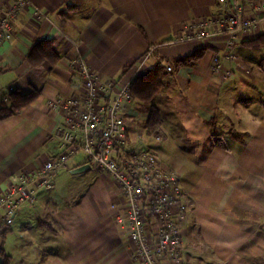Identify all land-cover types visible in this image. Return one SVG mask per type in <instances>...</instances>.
Here are the masks:
<instances>
[{"label": "crops", "instance_id": "1", "mask_svg": "<svg viewBox=\"0 0 264 264\" xmlns=\"http://www.w3.org/2000/svg\"><path fill=\"white\" fill-rule=\"evenodd\" d=\"M29 3L0 47V93L12 87L21 94H38L0 120V195L57 156L54 134L62 119L46 103L58 95L79 94V78L68 62L80 54L102 78L122 82L148 76L142 86L160 81L148 102L131 94L122 116L129 150L142 140L147 149L140 150L153 151L162 164L179 169V199L185 207L178 222L179 264H264V48L243 43L257 37L240 36L234 47L239 62L222 59L231 71L223 79L210 68L213 56L224 50L226 36L178 42L185 26L217 14L218 0ZM35 9L46 19L35 21ZM44 40L59 59L32 66L27 54ZM199 50L203 52L195 64L177 63ZM158 66V74L153 73ZM249 92L258 96L253 99ZM152 110L160 124L147 133ZM150 136L178 148L177 159L169 163L158 156ZM223 137L224 144H214ZM77 157L51 190L22 205L11 226L0 230V263L3 253L10 264H137L126 225L117 221L125 214L122 191L110 176ZM84 165L89 169L71 174ZM72 177H81L82 183L73 185ZM150 226L155 238L153 220ZM159 264L176 263L164 256Z\"/></svg>", "mask_w": 264, "mask_h": 264}, {"label": "built area", "instance_id": "2", "mask_svg": "<svg viewBox=\"0 0 264 264\" xmlns=\"http://www.w3.org/2000/svg\"><path fill=\"white\" fill-rule=\"evenodd\" d=\"M29 5V0L0 1V47L10 39L13 22ZM33 18L40 22L46 19V14L35 9ZM262 31L264 2L218 0L217 14L185 26L178 42L226 36L225 48L213 56L210 68L212 74L225 79L231 71L224 68L222 59L238 63L234 47L240 36L258 37ZM68 67L79 78V94L58 95L46 103L62 119L54 134L58 154L29 176L20 177L17 184L10 185L0 195V230L11 226L22 205L33 204L38 193L51 190L55 178L68 168V162L82 155L86 163L110 176L122 191L125 214L117 221L126 225L137 264H159L164 256L179 264L182 238L178 222L185 215L179 199V169L162 164L153 151L125 148L122 109L131 100L134 75L122 82L102 78L87 66L80 54L68 62ZM2 71L0 61V74ZM12 91L9 87L0 93V106L9 104ZM159 139L155 136V140ZM150 220L156 225L155 238Z\"/></svg>", "mask_w": 264, "mask_h": 264}, {"label": "trees", "instance_id": "3", "mask_svg": "<svg viewBox=\"0 0 264 264\" xmlns=\"http://www.w3.org/2000/svg\"><path fill=\"white\" fill-rule=\"evenodd\" d=\"M245 45L252 47L254 49L264 47V34L258 36L257 38L247 40L243 42ZM203 51L199 50L192 55L183 57L177 60V63L181 64H188L193 65L200 57ZM28 61L32 66H35L41 63L44 60H48L50 63L54 64L58 61V54L57 52L50 46L49 40H44L35 44L29 53L27 54ZM160 71V67H156L153 73L158 74ZM148 78V76H143L137 78L131 87V94L137 97L139 100L143 102H148L152 99L155 93L160 88V81L155 84L146 83L145 86H142V81ZM37 92L32 91L29 94H21L19 92L13 91L9 95L10 104L9 106L0 107V120L6 116H9L14 111L21 110L22 108L26 107L27 105L31 104L37 97ZM160 124V118L155 110H152L147 122H146V131L147 133H154L158 130ZM235 138H243L245 137L244 134H236ZM219 138L214 139L215 145H222ZM2 262L0 264H10V257L2 253Z\"/></svg>", "mask_w": 264, "mask_h": 264}, {"label": "rangeland", "instance_id": "4", "mask_svg": "<svg viewBox=\"0 0 264 264\" xmlns=\"http://www.w3.org/2000/svg\"><path fill=\"white\" fill-rule=\"evenodd\" d=\"M264 48V47H263ZM250 97H252L253 99L258 96L257 94L251 93L249 92ZM178 137V136H177ZM221 141V143L224 144V142H226V139L223 137L219 138ZM148 140L150 141V145L152 146V150H156L158 149V156L162 157L163 159H165V161L169 162L171 160H175L177 159V153L180 152L179 149L175 148V146L172 145V143H167L166 141L162 140V138H160L159 141L155 140V136H150V138H148ZM176 140V139H174ZM164 146V147H163ZM136 147V148H135ZM161 147V148H160ZM126 149H131L132 147L129 145L125 146ZM147 149L144 145H143V141L140 140L139 142L136 143V145H134V149L136 150H140V149ZM166 150V151H165ZM161 151H164V155H161ZM172 155L174 157H172ZM82 155H78L79 158H81ZM77 157V158H78ZM79 176V175H78ZM81 177H72L73 180V185H79L80 183H82V179H80ZM78 180V181H77ZM8 238H10V232L7 234Z\"/></svg>", "mask_w": 264, "mask_h": 264}, {"label": "water", "instance_id": "5", "mask_svg": "<svg viewBox=\"0 0 264 264\" xmlns=\"http://www.w3.org/2000/svg\"><path fill=\"white\" fill-rule=\"evenodd\" d=\"M89 165H84V166H81V167H79V168H77V169H74L72 172H71V174H76V173H80V172H83V171H85L86 169H89Z\"/></svg>", "mask_w": 264, "mask_h": 264}]
</instances>
